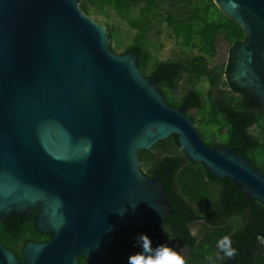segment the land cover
<instances>
[{"label":"water","instance_id":"1","mask_svg":"<svg viewBox=\"0 0 264 264\" xmlns=\"http://www.w3.org/2000/svg\"><path fill=\"white\" fill-rule=\"evenodd\" d=\"M212 2L244 36L223 79L264 112V0ZM110 43L78 0H0V221L38 210L35 227L51 235L27 241L21 260L0 243V264H108L118 232L156 239L172 204L138 153L171 135L190 161L264 206V175L235 149L205 144L159 77Z\"/></svg>","mask_w":264,"mask_h":264},{"label":"trees","instance_id":"2","mask_svg":"<svg viewBox=\"0 0 264 264\" xmlns=\"http://www.w3.org/2000/svg\"><path fill=\"white\" fill-rule=\"evenodd\" d=\"M165 0H78L79 8L87 16L90 10L109 8L127 26L136 31L132 42L122 52H135L137 66L145 77H159L157 90L167 104L188 111L195 109L200 117L198 122L214 129V136L204 138L210 147L238 148L236 153L244 156L251 167L264 175V112L260 106L247 99L245 92L223 80L231 66L227 60L223 71L209 69L208 61L216 54L215 42L221 37L231 48L240 43L244 36L240 26L225 18L214 6L212 0H172L177 10L192 7L186 17L167 14L166 25L170 35L180 41L182 46L195 50L185 61L169 60L151 63L150 53L146 49L147 15L140 19L132 18V10L142 4V12L157 6ZM211 13L212 18H208ZM108 35L112 33L109 31ZM184 74L192 87L194 81H206L209 91L204 100L201 91L188 89L178 99L168 90L175 88L177 80ZM214 86L228 88L234 96H228L223 90L212 94ZM238 125H236V124ZM241 124L242 126H240ZM256 126L260 138L247 132V128ZM240 130H239V129ZM225 130V133H224ZM143 173L150 177H160L167 199L172 204V213L161 222L157 230V240L137 228L120 231L108 248V264H127L128 257L141 251L137 237L146 234L152 240L153 247L168 244L182 256L187 264H208L206 257L218 253L217 242L225 235L233 241L237 255L232 258L216 259V264H264V243L260 236L264 226V206L254 200H248L228 179H218L209 174L200 163H194L178 149L176 136L158 142L150 151L138 153ZM38 210L25 217L11 216L0 221V243L21 260V250L27 241L45 242L50 234L40 232L34 224ZM200 221L199 234L190 233V224ZM261 237V236H260ZM222 255V253L220 254ZM78 264H89L79 258Z\"/></svg>","mask_w":264,"mask_h":264},{"label":"rangeland","instance_id":"3","mask_svg":"<svg viewBox=\"0 0 264 264\" xmlns=\"http://www.w3.org/2000/svg\"><path fill=\"white\" fill-rule=\"evenodd\" d=\"M197 0L193 1L195 4ZM201 3V0L198 1ZM177 6L173 5L172 0H165L164 2H158L157 6L148 9L145 13L142 12L143 5H137L132 10V18L142 20L144 15H147L149 22L146 25L145 34V45L146 49L150 53L151 63L159 61H169V60H181L185 61L189 59L192 55L196 54L195 50H189L182 46L180 41L175 40L170 35V30L168 29L165 18L168 13L171 15H180L186 17L187 14L193 11L192 7H187L182 9V11L177 10ZM89 17L97 22L98 24L106 28L107 33L110 31L112 35L110 48L113 52L117 54H122V52L129 46L132 42L133 36L136 31L129 28L126 22L122 21L118 16L109 8L103 10H90ZM208 18H212L211 13H209ZM143 21V20H142ZM216 54L208 61L209 69L217 68V71H223L224 66L229 59V45L221 38L217 37L215 42ZM199 90L204 95V100L209 91V86L206 81H194L192 87L187 83L186 76L182 74L177 80L175 88L173 90H168V93L178 99L184 92L188 89ZM220 90H226V87H220ZM212 94L214 91L212 90ZM188 114L194 118V127L202 134L204 138H210L214 136V129L201 125L198 122L200 118L197 115V111L192 109L188 111ZM247 132L251 135L260 138V131L256 126H251L247 129ZM141 170L144 172L145 167L141 166ZM199 223H193L190 226L191 233L193 235H198ZM183 251H179L182 254Z\"/></svg>","mask_w":264,"mask_h":264},{"label":"clouds","instance_id":"4","mask_svg":"<svg viewBox=\"0 0 264 264\" xmlns=\"http://www.w3.org/2000/svg\"><path fill=\"white\" fill-rule=\"evenodd\" d=\"M257 239L264 243V238L258 236ZM137 245L141 251L130 255L127 264H187L185 258L168 244L153 247L152 240L146 234L137 237ZM217 249L218 253L206 257L208 264H216V259H232L237 255V249L233 247V241L227 235L218 240Z\"/></svg>","mask_w":264,"mask_h":264},{"label":"flooded vegetation","instance_id":"5","mask_svg":"<svg viewBox=\"0 0 264 264\" xmlns=\"http://www.w3.org/2000/svg\"><path fill=\"white\" fill-rule=\"evenodd\" d=\"M229 52H230V51H229ZM223 80H224V79H223ZM226 83H227V82H226ZM220 89H221L220 86H218V87H217V86H214V87H213V91H214V93H215V91H216L217 93L220 92V91H221ZM223 91H224L225 93H227L228 96H234V97H236V95L232 94L231 91H230L228 88H226V90H223ZM183 106H185V105H183ZM183 106H182V107H183ZM185 109H186V106H185ZM194 110H195V109H194ZM235 124H236V123H235ZM236 125H238V124H236ZM239 125L242 126L241 124H239ZM238 129H239V128H238ZM247 129H248V128H247ZM239 130H240V129H239ZM224 133H225V130H224ZM227 148H233V147H227ZM233 149H235L236 151H237V150H240V149H238V148H233ZM147 176H148V175H147ZM148 177H150V176H148ZM168 201H169V200H168ZM171 213H172V212H171ZM171 213H169V214H171ZM169 214H168V215H169ZM168 215H167V216H168ZM167 216H166V217H167ZM164 220H165V219H164ZM164 220H163V221H164ZM163 221H162V222H163ZM193 223H199V224H200V221H196V222H193ZM193 223H191L190 226H191ZM159 224H160V223H159ZM159 224H158V225H159ZM158 225H157V226H158ZM157 226H156V228H157ZM198 226H199V225H198ZM199 229H200V227H199ZM143 231H144V230H143ZM155 232H156V239L153 238L154 241L157 240V230H156V229H155ZM190 233H191V229H190ZM191 235H193V234L191 233ZM193 236H197V235H193Z\"/></svg>","mask_w":264,"mask_h":264}]
</instances>
